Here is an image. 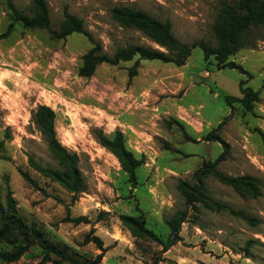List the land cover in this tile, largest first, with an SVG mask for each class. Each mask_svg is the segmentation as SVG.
Listing matches in <instances>:
<instances>
[{"label": "rangeland", "instance_id": "1", "mask_svg": "<svg viewBox=\"0 0 264 264\" xmlns=\"http://www.w3.org/2000/svg\"><path fill=\"white\" fill-rule=\"evenodd\" d=\"M7 1L0 0V203L7 209L12 196L26 229L41 230L43 241L66 259L34 244L13 260L23 243L15 230L0 240V264H95L101 254L100 264H264V27L253 29L248 46L230 58L246 75L220 70L215 57L206 60L197 48L183 67L139 61L137 76L131 78L136 58L117 66L102 64L84 78L79 75L83 57L93 48L88 38L74 34L55 40L47 31L20 24L7 34L12 24ZM11 1L33 15V0ZM46 1L53 30H60L68 12L83 20L113 56L132 45L160 49L140 31L121 27L112 17L115 7L129 6L170 22L183 43L215 44L214 24L224 0ZM226 1L234 5L238 0ZM241 88L258 94L250 109L226 102V96L242 99ZM40 105L56 112L58 140L79 158L83 193L70 192L29 163L32 157L44 167L62 168L32 121ZM222 122L217 134L223 143L208 142V134ZM117 131L134 155L144 158L136 179L97 140V132L112 139ZM223 153L217 171L255 179L259 195L202 173V196L188 205L180 184L195 186L197 173ZM230 210H242L252 221ZM184 213L186 220L174 232L168 222ZM121 215L142 216L162 244L134 237ZM94 238L102 241L103 252ZM172 239L174 245L165 252L163 246Z\"/></svg>", "mask_w": 264, "mask_h": 264}, {"label": "trees", "instance_id": "2", "mask_svg": "<svg viewBox=\"0 0 264 264\" xmlns=\"http://www.w3.org/2000/svg\"><path fill=\"white\" fill-rule=\"evenodd\" d=\"M221 10L214 24L215 44L207 41L199 43L187 44L181 42L175 37L170 22H162L158 19L129 6L120 5L112 10V17L121 27L125 29H133L143 33L148 39L160 47L153 49L145 46H127L118 49L113 55L109 56L104 52L102 45L94 39V36L85 28L84 21L74 15L65 13V20L59 31L53 30L51 26L50 10L46 0H33V15L23 13L13 1L8 0L7 5L10 11L12 24L9 26L7 34H9L15 25L20 24L27 30H44L47 31L55 40H66L74 34H80L88 38L93 48L83 57V66L79 75L84 78L92 77L97 67L102 64L117 66L122 62H131L138 58L135 67H133L129 75L131 78L137 76V66L139 61H160L167 64H174L177 67L185 66L191 57L193 50L200 48L208 60L215 57L218 61L220 70L230 68L238 70L241 74H248L244 68L230 61L240 50L248 46V35L255 28L264 27V0H238L234 5L224 0ZM6 34V35H7ZM244 85V82H242ZM244 95L242 99L226 96V102L230 106L232 102H240L247 109L251 108L252 102L258 97L257 93L252 92L249 88H241ZM56 112L47 105H40L33 112L32 121L47 141L48 149L54 159H56L62 168L55 169L50 166L44 167L36 162L32 157L29 163L37 172L61 184L72 193L79 194L85 191L84 181L81 177L78 164L79 158L76 154H70L68 150L61 145L56 134ZM226 121V120H225ZM225 122H222L215 130H213L206 140L208 142H222L217 134ZM264 141V133L260 132ZM97 140L100 145L110 151L120 162L123 172L131 179H136V171L145 164L144 158L138 159L134 153L127 147L125 137L121 131H117L112 139L108 138L101 132H97ZM225 159V153L215 162H209L204 165L205 170L197 173V184L191 186L182 182L180 190L184 193L187 204L192 205L202 196L203 179L199 174L213 173L221 183L231 186L239 192L247 191L253 196H258L257 181L251 177H230L219 171L217 167L221 161ZM24 178L34 183L28 174L23 175ZM200 192V193H199ZM7 209L0 203V217L2 227L0 228V240H6L8 236L17 231L22 238L23 243L18 247L15 254L11 256L13 260H18L25 251L32 245H40L48 255L57 254L61 260L66 259L64 252L57 250L56 247L43 241V232L37 228H33L32 233L26 229L24 220L18 216L16 204L12 196L7 199ZM230 214L246 221H252L244 211L230 210ZM120 220L123 226L129 230L134 237L150 238L162 244L159 237L154 231L146 226V221L140 215H121ZM186 220L184 213L177 222H168L174 232H177ZM83 221L82 218L77 222ZM88 242L89 238L87 239ZM99 250L104 251L103 243L99 238H94ZM175 241L172 239L170 243L165 244L164 251L167 252ZM104 254H101L95 264H100ZM157 262V261H156ZM154 262L153 264H157Z\"/></svg>", "mask_w": 264, "mask_h": 264}, {"label": "water", "instance_id": "3", "mask_svg": "<svg viewBox=\"0 0 264 264\" xmlns=\"http://www.w3.org/2000/svg\"><path fill=\"white\" fill-rule=\"evenodd\" d=\"M135 185V182H134V184H133V186Z\"/></svg>", "mask_w": 264, "mask_h": 264}]
</instances>
